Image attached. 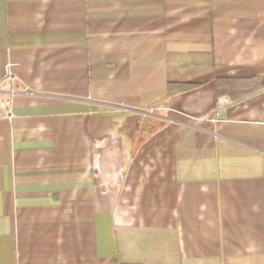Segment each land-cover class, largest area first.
I'll list each match as a JSON object with an SVG mask.
<instances>
[{
    "label": "crops",
    "instance_id": "0c3cea01",
    "mask_svg": "<svg viewBox=\"0 0 264 264\" xmlns=\"http://www.w3.org/2000/svg\"><path fill=\"white\" fill-rule=\"evenodd\" d=\"M0 264H264V0H0Z\"/></svg>",
    "mask_w": 264,
    "mask_h": 264
},
{
    "label": "built area",
    "instance_id": "2783aa9c",
    "mask_svg": "<svg viewBox=\"0 0 264 264\" xmlns=\"http://www.w3.org/2000/svg\"><path fill=\"white\" fill-rule=\"evenodd\" d=\"M8 78H9L11 81H13V77H12L11 74L8 75ZM5 115H6L7 117H10V113H5Z\"/></svg>",
    "mask_w": 264,
    "mask_h": 264
}]
</instances>
